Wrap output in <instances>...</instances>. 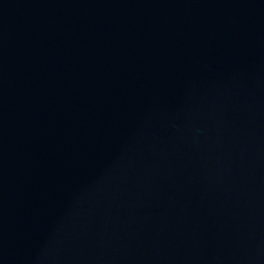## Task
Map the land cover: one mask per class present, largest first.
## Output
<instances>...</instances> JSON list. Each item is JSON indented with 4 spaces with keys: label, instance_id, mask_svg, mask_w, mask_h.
I'll list each match as a JSON object with an SVG mask.
<instances>
[{
    "label": "water",
    "instance_id": "water-1",
    "mask_svg": "<svg viewBox=\"0 0 264 264\" xmlns=\"http://www.w3.org/2000/svg\"><path fill=\"white\" fill-rule=\"evenodd\" d=\"M0 264H264V0H0Z\"/></svg>",
    "mask_w": 264,
    "mask_h": 264
}]
</instances>
